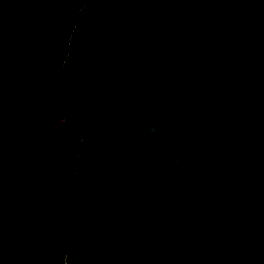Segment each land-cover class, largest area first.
Returning <instances> with one entry per match:
<instances>
[{
	"label": "water",
	"instance_id": "water-1",
	"mask_svg": "<svg viewBox=\"0 0 264 264\" xmlns=\"http://www.w3.org/2000/svg\"><path fill=\"white\" fill-rule=\"evenodd\" d=\"M57 92L72 171L10 192L0 264H264V0H85Z\"/></svg>",
	"mask_w": 264,
	"mask_h": 264
},
{
	"label": "trees",
	"instance_id": "trees-1",
	"mask_svg": "<svg viewBox=\"0 0 264 264\" xmlns=\"http://www.w3.org/2000/svg\"><path fill=\"white\" fill-rule=\"evenodd\" d=\"M16 1L30 16L31 23L19 50L11 46L19 38L14 16L0 15L2 48L12 59L2 66L5 81L0 87V214L10 192L22 184L16 180V176L24 178L19 167L28 165L14 162L6 154L15 112L20 113L34 141L32 176L37 180L38 189L53 190L72 171L79 140L69 127L68 108L58 96L57 78L77 10L85 0ZM55 101L62 108L59 115L53 112Z\"/></svg>",
	"mask_w": 264,
	"mask_h": 264
},
{
	"label": "rangeland",
	"instance_id": "rangeland-1",
	"mask_svg": "<svg viewBox=\"0 0 264 264\" xmlns=\"http://www.w3.org/2000/svg\"><path fill=\"white\" fill-rule=\"evenodd\" d=\"M15 25H16V22H15ZM21 43H22V39L19 37L18 40L15 41V45L12 43L13 45L11 44V46L15 48L17 46L18 48L19 46L18 44H21ZM2 47H4V43H3V40H0V53L2 54V56H4L3 58H5L3 61V63L5 64L6 62L10 60V58H9V55L6 49H3ZM19 48H21V46ZM4 81L5 80L3 79V83ZM5 86L7 87L6 84ZM54 105H56V108L53 112L56 115H59V112H62L61 105L57 103L56 101ZM14 115L15 116L13 117V123H12V134L7 143L6 154H7V157L14 162L28 163L27 166L19 167L20 171L23 172L24 174V178L20 176H16L17 182L22 183L21 185H28V186L36 187L39 185L37 183V180H34L32 176L33 175L32 171H34L35 169L34 165L32 164L33 155L35 152L34 141L31 136V133L29 132V128L26 127L23 120H21L20 113L15 112ZM50 264H65V263L62 259H57V260L51 261Z\"/></svg>",
	"mask_w": 264,
	"mask_h": 264
},
{
	"label": "built area",
	"instance_id": "built-area-1",
	"mask_svg": "<svg viewBox=\"0 0 264 264\" xmlns=\"http://www.w3.org/2000/svg\"><path fill=\"white\" fill-rule=\"evenodd\" d=\"M1 14H4L7 18L11 15L14 16L16 22L15 29L19 32V37L21 39L28 36L31 18L23 12L16 0H0V15ZM8 62H12V59Z\"/></svg>",
	"mask_w": 264,
	"mask_h": 264
},
{
	"label": "crops",
	"instance_id": "crops-1",
	"mask_svg": "<svg viewBox=\"0 0 264 264\" xmlns=\"http://www.w3.org/2000/svg\"><path fill=\"white\" fill-rule=\"evenodd\" d=\"M19 46L18 47H20L21 46V44H18ZM18 49V48H17ZM19 50H20V48H19ZM4 56H2V54L0 53V87L2 86V83H3V79H2V76H3V73H2V66H3V61H4V59L5 58H3ZM4 86H3V88L1 89V90H4Z\"/></svg>",
	"mask_w": 264,
	"mask_h": 264
},
{
	"label": "flooded vegetation",
	"instance_id": "flooded-vegetation-1",
	"mask_svg": "<svg viewBox=\"0 0 264 264\" xmlns=\"http://www.w3.org/2000/svg\"><path fill=\"white\" fill-rule=\"evenodd\" d=\"M50 191H52V190H50Z\"/></svg>",
	"mask_w": 264,
	"mask_h": 264
}]
</instances>
